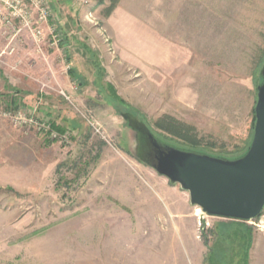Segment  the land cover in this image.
I'll list each match as a JSON object with an SVG mask.
<instances>
[{
  "label": "rangeland",
  "instance_id": "obj_1",
  "mask_svg": "<svg viewBox=\"0 0 264 264\" xmlns=\"http://www.w3.org/2000/svg\"><path fill=\"white\" fill-rule=\"evenodd\" d=\"M109 4L46 0L58 50L0 40V264H264V207L199 226L188 192L144 162L149 134L246 151L264 0ZM166 114L201 144L158 129Z\"/></svg>",
  "mask_w": 264,
  "mask_h": 264
},
{
  "label": "water",
  "instance_id": "obj_2",
  "mask_svg": "<svg viewBox=\"0 0 264 264\" xmlns=\"http://www.w3.org/2000/svg\"><path fill=\"white\" fill-rule=\"evenodd\" d=\"M255 124L246 151L232 159L169 145L152 135L145 149L158 174L177 183L189 194L190 203L209 216L248 221L264 207V69L257 86Z\"/></svg>",
  "mask_w": 264,
  "mask_h": 264
},
{
  "label": "built area",
  "instance_id": "obj_3",
  "mask_svg": "<svg viewBox=\"0 0 264 264\" xmlns=\"http://www.w3.org/2000/svg\"><path fill=\"white\" fill-rule=\"evenodd\" d=\"M45 3L46 0H0V40L11 44L26 33L38 48L48 43L58 50L61 39L50 22V10ZM195 215L199 226L209 224L210 216L199 207Z\"/></svg>",
  "mask_w": 264,
  "mask_h": 264
},
{
  "label": "trees",
  "instance_id": "obj_4",
  "mask_svg": "<svg viewBox=\"0 0 264 264\" xmlns=\"http://www.w3.org/2000/svg\"><path fill=\"white\" fill-rule=\"evenodd\" d=\"M117 2L118 0H110V4L106 8V14H109L112 11ZM154 124L158 129L180 140H183L186 143L193 145L201 144V139H198L196 135L192 134L191 132L194 130V128L184 122L177 120L173 116L167 114L162 115L154 122ZM53 127L57 130H62L61 128H58L57 125H53Z\"/></svg>",
  "mask_w": 264,
  "mask_h": 264
},
{
  "label": "crops",
  "instance_id": "obj_5",
  "mask_svg": "<svg viewBox=\"0 0 264 264\" xmlns=\"http://www.w3.org/2000/svg\"><path fill=\"white\" fill-rule=\"evenodd\" d=\"M146 253H149V251L147 250V252ZM146 257H147V255H146ZM82 257H80V258H77L79 261H82L83 259H81ZM126 259H128V258H126ZM142 259L144 260L145 258H144V256H142ZM128 261V260H127ZM127 261H125V264H127L126 262ZM90 263V262H88L87 260L86 261H84V263Z\"/></svg>",
  "mask_w": 264,
  "mask_h": 264
}]
</instances>
